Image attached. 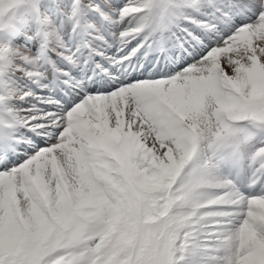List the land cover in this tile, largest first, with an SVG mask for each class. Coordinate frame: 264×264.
I'll use <instances>...</instances> for the list:
<instances>
[{
    "label": "snow or ice",
    "instance_id": "1",
    "mask_svg": "<svg viewBox=\"0 0 264 264\" xmlns=\"http://www.w3.org/2000/svg\"><path fill=\"white\" fill-rule=\"evenodd\" d=\"M0 264H264V0H0Z\"/></svg>",
    "mask_w": 264,
    "mask_h": 264
}]
</instances>
